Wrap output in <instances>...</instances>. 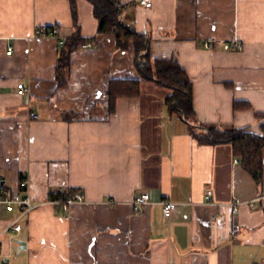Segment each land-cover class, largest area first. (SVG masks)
Returning <instances> with one entry per match:
<instances>
[{
    "label": "crops",
    "instance_id": "1",
    "mask_svg": "<svg viewBox=\"0 0 264 264\" xmlns=\"http://www.w3.org/2000/svg\"><path fill=\"white\" fill-rule=\"evenodd\" d=\"M122 3L153 58L186 70L195 122L261 133L264 0ZM75 12L93 46L73 51L61 84L60 41L35 30L71 39ZM236 38L241 51L219 43ZM135 59L133 41L122 50L99 33L91 0H0V264H264V150L258 182L231 144H200L170 113L172 91L143 80ZM113 80L142 83L110 113ZM71 191L84 201L66 211L53 195ZM142 193L151 204L137 212ZM165 200L178 204L172 217Z\"/></svg>",
    "mask_w": 264,
    "mask_h": 264
},
{
    "label": "trees",
    "instance_id": "2",
    "mask_svg": "<svg viewBox=\"0 0 264 264\" xmlns=\"http://www.w3.org/2000/svg\"><path fill=\"white\" fill-rule=\"evenodd\" d=\"M75 2V0H72ZM94 4L95 15L99 20L100 34H114L118 47L128 49L133 41L136 47V67L145 81H153L172 91L166 98L170 113L176 114L189 123L192 135L200 144L217 145L231 144L234 155L242 162L258 182L263 178V150L264 125L260 134L252 133L247 129L234 126L221 128L217 125L198 123L193 104V84L186 70L180 65L177 58L157 59L151 54V39L123 21L124 5L122 0H91ZM75 24L78 32L71 39L66 40L61 47L58 61V78L61 84H66L64 74L71 64V55L74 50L93 41H87L80 36L75 12ZM140 80H113L108 90V104L110 113L114 112L116 102L123 97H137L141 90ZM258 117H263L259 114ZM76 192H66L53 195V198L62 200Z\"/></svg>",
    "mask_w": 264,
    "mask_h": 264
},
{
    "label": "built area",
    "instance_id": "3",
    "mask_svg": "<svg viewBox=\"0 0 264 264\" xmlns=\"http://www.w3.org/2000/svg\"><path fill=\"white\" fill-rule=\"evenodd\" d=\"M134 2L140 6H145L147 8H151L153 6V0H134ZM35 37L58 38L61 46H64L66 43V40L62 38L61 36V29L59 26H47V25L39 26L35 30ZM216 43L217 42L215 40H207L204 42L203 45H204V48L206 49H214V45ZM219 43L221 44L223 49L227 51H231V50L241 51L244 48V44L237 38L230 42H219ZM92 46H93V43H88L84 45L83 47H92ZM12 52H13V49L10 48L8 54H12ZM19 90H20V94L22 95L26 94L27 89L25 87V84L23 83L19 84ZM35 117H38V116L36 115ZM25 184L26 182H24V185ZM211 195H212V192H209L208 199H211ZM55 200L57 204L62 205L64 209L68 211L73 204L83 202L84 196L81 193H75L74 195L67 197L66 199H62V200L55 199ZM23 203L26 205H29V207L31 206L28 199L24 200ZM111 203L113 204L114 202H111ZM149 204H151V202H150V197L147 193H142L138 195L136 199L133 201V206L137 212L142 211L143 208ZM162 205H163L164 214L166 217H172L178 206V204L172 200H165L164 202H162ZM25 211L27 212L28 209H26ZM25 211L23 212V215L26 213ZM12 227H15L16 230L22 229V226L19 225L18 223L13 224Z\"/></svg>",
    "mask_w": 264,
    "mask_h": 264
},
{
    "label": "water",
    "instance_id": "4",
    "mask_svg": "<svg viewBox=\"0 0 264 264\" xmlns=\"http://www.w3.org/2000/svg\"><path fill=\"white\" fill-rule=\"evenodd\" d=\"M9 263H10L9 260H5V261L2 262V264H9Z\"/></svg>",
    "mask_w": 264,
    "mask_h": 264
}]
</instances>
